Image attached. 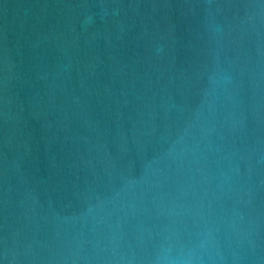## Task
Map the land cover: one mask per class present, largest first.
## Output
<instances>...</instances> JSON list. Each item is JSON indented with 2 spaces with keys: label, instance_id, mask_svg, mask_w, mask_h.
I'll return each instance as SVG.
<instances>
[{
  "label": "water",
  "instance_id": "1",
  "mask_svg": "<svg viewBox=\"0 0 264 264\" xmlns=\"http://www.w3.org/2000/svg\"><path fill=\"white\" fill-rule=\"evenodd\" d=\"M0 264H264V0H0Z\"/></svg>",
  "mask_w": 264,
  "mask_h": 264
}]
</instances>
